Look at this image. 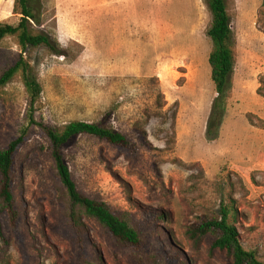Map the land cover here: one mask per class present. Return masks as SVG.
Returning a JSON list of instances; mask_svg holds the SVG:
<instances>
[{"label": "rangeland", "instance_id": "1", "mask_svg": "<svg viewBox=\"0 0 264 264\" xmlns=\"http://www.w3.org/2000/svg\"><path fill=\"white\" fill-rule=\"evenodd\" d=\"M234 71L219 136L206 122L216 96L207 57L211 14L205 0H42L37 32L55 42L21 49L0 41V72L22 53L41 86L33 116L54 128L81 120L127 135L122 148L80 135L64 148L78 191L107 203L137 230L125 246L83 217L88 242L76 243L68 201L49 143L28 127L14 155L16 227L0 214V264H232L211 248L214 234L187 235L200 217L235 210L244 247L264 261V0H225ZM0 0V23L20 19ZM21 76L0 88V149L28 125Z\"/></svg>", "mask_w": 264, "mask_h": 264}, {"label": "trees", "instance_id": "2", "mask_svg": "<svg viewBox=\"0 0 264 264\" xmlns=\"http://www.w3.org/2000/svg\"><path fill=\"white\" fill-rule=\"evenodd\" d=\"M211 14V24L207 35L211 40V49L207 57L210 68V79L216 96L212 102L211 112L206 122L205 136L214 140L219 136L220 125L226 110V103L231 92L232 75L234 71V38L230 26V16L225 0H205ZM16 12L21 16L17 24L0 23V41L7 36H15L21 49L27 46L44 45L55 49V42L49 35L37 32L33 24L41 23L42 0H14ZM21 76L29 104L28 125L21 128L15 136L0 149V214L7 212L9 220L16 227L19 223V213L12 191L14 155L25 141L30 125H36L46 139L58 181L68 201V221L77 245L84 249L87 242V230L83 217L94 219L115 240L125 246H137L140 236L137 230L123 215L111 210L104 201L80 193L72 179L69 166L64 157V148L70 145L80 135H89L117 147H130L132 142L124 133L107 127L99 122L73 120L57 129L35 120L33 107L41 93V86L32 66L20 53L17 58L0 72V88L7 84L15 75ZM235 210L223 205L219 216L211 218L202 216L190 225L187 235L195 242L208 233L214 234L215 239L211 248L225 250L232 259V264H264L257 258L253 250L243 246L239 231L231 219ZM0 239L5 241L0 223ZM85 264H94L100 257ZM181 264H185L181 262Z\"/></svg>", "mask_w": 264, "mask_h": 264}]
</instances>
